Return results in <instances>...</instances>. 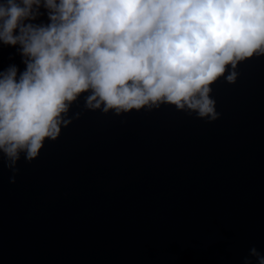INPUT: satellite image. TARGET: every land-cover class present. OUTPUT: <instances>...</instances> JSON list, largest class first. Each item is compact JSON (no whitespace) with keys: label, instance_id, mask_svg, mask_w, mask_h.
Returning <instances> with one entry per match:
<instances>
[{"label":"water","instance_id":"obj_1","mask_svg":"<svg viewBox=\"0 0 264 264\" xmlns=\"http://www.w3.org/2000/svg\"><path fill=\"white\" fill-rule=\"evenodd\" d=\"M18 49L0 42V71L24 70ZM237 71L213 85L215 121L168 104L103 113L84 93L15 183L0 153V264H258L264 56Z\"/></svg>","mask_w":264,"mask_h":264},{"label":"clouds","instance_id":"obj_2","mask_svg":"<svg viewBox=\"0 0 264 264\" xmlns=\"http://www.w3.org/2000/svg\"><path fill=\"white\" fill-rule=\"evenodd\" d=\"M41 5L49 22L33 23ZM0 42L25 65L0 71V153L15 183L21 155L38 158L84 93L103 113L168 104L217 120L213 85L264 56V0H0Z\"/></svg>","mask_w":264,"mask_h":264}]
</instances>
